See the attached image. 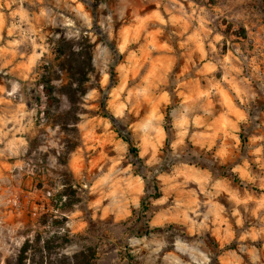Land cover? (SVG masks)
<instances>
[{
  "label": "rangeland",
  "instance_id": "374dc122",
  "mask_svg": "<svg viewBox=\"0 0 264 264\" xmlns=\"http://www.w3.org/2000/svg\"><path fill=\"white\" fill-rule=\"evenodd\" d=\"M182 2L185 9L191 13L186 0ZM193 2L198 7L207 9L208 19L212 21L209 27L214 30V35L218 33L224 37L216 44L220 53L219 59L229 51L236 53L237 48L244 52L245 56L255 55L257 39L264 45V0H193ZM158 3L161 5L159 10L166 20L169 17L164 13V8L174 10L178 7L171 4L170 0H103L100 4L93 0H31V3L23 5L29 12L32 23L39 30V36L44 38L43 42L48 51L37 61L27 80L22 78L24 69L21 65L26 64V58L36 51L30 40L10 50L18 54L15 58L10 52L0 54V88L6 89L7 92H13L15 89L12 96L0 92V99L11 100V104H0V260L3 264L17 263L19 250L26 237L32 238L35 232L40 231L47 239L54 234L45 233L46 230L55 232L61 230L60 228L44 230L39 219L49 209L52 211V206L56 205V195L63 189L64 184L72 187L77 202L72 211L66 213L68 218L66 230H61L56 235L63 236L68 233L71 244L60 250L57 248L60 242L54 243L53 254L49 256L52 262L57 259L56 253L70 256L91 247L96 252L93 264H264V235L256 240L251 237L240 239L253 228L259 231L262 226L260 221L244 213L241 207L244 225L240 227L236 223L237 218L231 215L233 204L227 194L221 193L217 196L215 189L212 188V183L216 180L225 179L233 188H238L241 195L245 189L257 196L264 194V189L241 182L239 176L232 172L233 167L242 165L243 160L248 159L253 174L264 176V171L254 163L255 157L250 154L254 147L264 143L256 145L250 143L251 137L264 136V79L256 76L251 78L248 86L249 101L246 106H242L248 119L246 123L240 125L241 131L238 133L240 146L238 149H230V157L223 164L214 160L212 153L201 150L190 139H186L185 146H181L180 149L174 151L171 147L177 139L175 135L177 130L173 123L182 117L187 107L182 103V98L175 93L176 77L184 81L189 79L194 81L198 78L202 85H206V81L197 75L199 57L194 56L189 60L181 55L177 44L181 38L172 35L178 29H172L171 25L165 29L163 36L158 37L161 42L167 40L176 49L175 55L178 57L167 89L172 95V103L162 108L168 139L157 158L158 163L149 165L147 160L150 157L141 158V149L137 147L139 142L137 135L129 127V123L142 117L147 109L141 110L139 116L130 118V122L115 117L109 110L108 93L118 86L117 68L125 62L126 56L120 55L118 50L121 27L131 23L135 15L144 16L156 11ZM79 4H82L84 11L90 14L91 23L79 10ZM218 7L225 10L226 16H231L235 12L238 14L233 15L231 20L225 16L216 19L214 10ZM41 9L47 12L46 16H39ZM245 23L248 24V28L244 27ZM155 27L158 25H150V29ZM242 27L247 32V39L237 36ZM83 35H88L94 45L95 72L87 84L84 112L79 123L75 129L70 127L64 130L57 123L64 122L65 117H59L58 122L36 117V108L32 104L30 92L36 88L41 68L54 63L53 49L57 40L61 38L78 40ZM3 36L0 48H8L10 43L20 39L19 36L9 37L6 31ZM40 42L38 38L37 43ZM131 47L135 50L137 46ZM209 59L215 63L217 58L213 54ZM260 60H264V57ZM5 64L8 66L5 67ZM185 68L187 71H184ZM260 68V75H264V63ZM105 74L110 76L107 91L101 85ZM222 74V70L217 72L216 79H221ZM248 75L246 70L245 76ZM62 81H65L64 75ZM94 91L99 92V98L90 99ZM182 91L187 93L189 89L185 88ZM66 106L63 100L62 107ZM196 108L197 112L189 113V117L200 114L199 105ZM102 120L110 121L112 127L106 128L101 123ZM193 131L197 130L191 129L190 137ZM86 137L89 138L86 140ZM122 137L128 139L138 150V157L130 151L129 144ZM118 141L123 143L118 144ZM228 143L231 145L233 142ZM72 145L75 147L70 151ZM124 145H127V148L121 151ZM113 161H119L116 170L112 172L107 183L101 185L94 195L91 194L92 186L108 176ZM100 165L103 167L102 171ZM183 165L195 168L201 174L198 178H202L205 172L212 174V181L203 186L204 191H201V185L195 180H186L184 176L171 182L161 179L173 177L177 169L183 170ZM129 166L131 172H125ZM137 177L142 181V184L138 185L142 209L139 213L133 211L131 217L121 213L120 217L114 218L113 212L110 211L108 214L96 213V219H92L93 212L88 207L90 202L112 192V185L117 180L130 179L135 184ZM172 184H179L182 187L172 188ZM155 187H158L160 193L157 199L151 198L156 193ZM192 192L196 194L195 197L189 195ZM166 196V204L153 206L155 201L163 200ZM194 198L199 200L197 207L199 215L189 211L187 207L175 209L178 199L187 205ZM103 203L105 207L112 205L119 212V208L124 205V198L117 192ZM216 204L226 209L220 216L228 219L229 224L216 222L217 209L214 207ZM167 209H173V215L187 211L188 217L196 225L206 222L207 227H197L193 234L192 224L187 223L183 216L176 221L166 222L164 227L150 222L155 219L156 213H164ZM54 214L64 216L60 212ZM35 259L39 261L40 254H37Z\"/></svg>",
  "mask_w": 264,
  "mask_h": 264
},
{
  "label": "clouds",
  "instance_id": "9594fccd",
  "mask_svg": "<svg viewBox=\"0 0 264 264\" xmlns=\"http://www.w3.org/2000/svg\"><path fill=\"white\" fill-rule=\"evenodd\" d=\"M186 2L191 8V13L185 9L182 0H170L171 4L178 5V7L174 10L168 7L164 8V13L169 17L166 20L164 14L159 10L161 5L158 3L156 11L144 16L135 15L131 23L121 27L119 34L118 50L120 55L125 56L126 54V56L125 62L117 68L119 73L118 86L108 93L110 97L108 107L115 117L127 122H130V118L133 116H139L141 110L147 109L142 117L130 122L129 127L137 135L139 141L137 147L141 149V158L150 157L147 160L149 165L159 162L157 158L164 147V142L168 139L164 127L165 113L162 108L172 103V95L167 89L178 57L175 55L176 49L167 40L159 41L158 37L164 35L165 29L169 25L172 26V29H178L172 35L181 38L177 41L181 55L189 60L194 56L199 57L200 64L196 68L197 75L206 81V85H202L201 80L198 78L194 81L191 79L184 81L176 77L175 93L182 98V103L187 107L182 117L173 123V127L177 130L175 133L177 139L171 144L174 151L180 149L181 146H185V140L190 139L201 150L212 153L214 160L219 161L221 164L226 163L231 154L230 149L239 148L240 138L238 133L241 131L240 125L246 123L248 119L242 106H246L249 101L248 86L251 78L256 76L264 79V75H260V65L264 63V60H260L261 57H264V45L260 44L259 39H257V53L255 55L248 54V56H245L244 52L237 48L236 53L229 51L222 59H219L220 53L216 44L224 37L218 33L214 35V30L209 27L212 21L208 19L209 14L206 8L198 7L193 0H186ZM25 3H31V0H0V40H3L5 31L9 37H20V39L10 43L8 48H0V54H9L11 49H15L24 41L30 40L36 51L33 52L32 56L26 58V64L21 65L24 69L22 78L27 80L30 78L32 69L36 67L37 61L41 60L48 49L44 45V38L39 36V30L29 18V12L23 7ZM78 7L91 23L90 14L84 11V6L79 4ZM227 10L231 11V9ZM174 12L179 14H174ZM214 12L216 13V19L225 16V18L231 20L233 15L238 14L235 12L231 16H226L225 10L219 7ZM46 15L47 12L41 9L39 16L44 17ZM152 24H156L158 27L150 29ZM244 27L248 28V24L245 23ZM257 36H259L258 33ZM38 38L41 41L40 43H37ZM132 45L137 46L135 50L132 49ZM10 54L14 58L18 55L15 51H11ZM213 54L217 58L215 63L209 59V56ZM249 56H251V59H249ZM8 63L10 64L11 61H8ZM4 66L7 67L8 64ZM221 70L223 71L222 77L217 80L215 74ZM246 70L249 73L248 76H245ZM184 71H187V69L185 68ZM109 81L110 76L105 74L101 82L105 91H107ZM189 85H194V87L190 88ZM185 88L189 89L187 93L182 91ZM14 91L7 92L6 89L0 88V92H4L8 96L14 95ZM99 95L98 91H94L90 99H97ZM0 104H11V100L0 99ZM197 105H199L200 114L189 117V113L197 112ZM101 123L106 128L110 129L112 127L111 122L108 120H102ZM191 129L197 131H193L190 137L189 132ZM199 129H203V131H199ZM228 141L233 143L229 145ZM260 142H264V136L250 138L252 145ZM122 143V141H118V144ZM126 148L127 145H124L120 150L123 151ZM250 154L255 157L254 163L264 171V143L254 147ZM118 164L119 161L112 162V168L108 176L92 186L91 194L94 195L101 185L108 182ZM182 168L183 170L177 169L176 175L173 177H161V179L165 182H171L184 176L186 180H195L196 183L200 184L201 191H204L203 186L205 184L212 181L210 172H205L202 178H198L201 174L195 168H189L187 165H183ZM100 169L103 170L101 165ZM124 171L131 172V166ZM232 172L239 176L241 182L264 189V176L253 174L248 159H244L242 165L233 167ZM257 181H259L258 184ZM140 184H142V181L139 177L136 178L135 184L130 179L117 180L112 185V192L89 203L88 207L93 212L92 219H96V213L108 214L110 211L113 212L114 218L120 217L121 213L128 217L132 216L133 211L139 213L142 210L140 189L138 187ZM180 187L182 186L179 184H172V188ZM212 188L215 189V195L217 196L221 193L227 194L233 204L231 215L237 218L236 223L240 227L244 225L241 207H243L244 213L260 221L262 226L259 231L253 228L251 232L241 236V240L249 237L256 240L264 235V194L257 196L245 189L243 195H241L240 190L233 188L230 182L225 179L216 180L215 183H212ZM117 192L124 198V205L119 208V212L112 205L105 207L103 203L105 199L115 196ZM189 195L195 197L196 194L192 192ZM166 203L167 196L163 200L155 201L153 206ZM198 205L199 200L195 198L187 205L182 204L178 199L175 209L187 207L189 211L199 215L197 212ZM214 207L217 209L216 222L229 224L228 219L220 216V213L226 212V209L220 204H216ZM79 214L75 213V215ZM181 216L187 223L192 224L193 234H195L197 227H207L206 222L202 225H196L188 217L187 211L177 212L173 215V209H167L164 213H156L155 219L150 222L158 223L161 227H164L166 222L176 221ZM0 264H3L2 260H0Z\"/></svg>",
  "mask_w": 264,
  "mask_h": 264
},
{
  "label": "trees",
  "instance_id": "16d2710c",
  "mask_svg": "<svg viewBox=\"0 0 264 264\" xmlns=\"http://www.w3.org/2000/svg\"><path fill=\"white\" fill-rule=\"evenodd\" d=\"M100 4L103 0H93ZM226 35V33H224ZM239 38L247 39L246 30L242 27L237 35ZM94 45L88 35H83L78 40L61 38L55 43L54 63L46 64L41 68L39 79L36 81V88L30 92L32 104L36 108V117H45L48 120L58 122L59 117H65L64 122L57 123L64 130L76 128L80 117L84 112V98L87 94V84L91 75L95 72L93 65ZM62 75L65 81H62ZM60 82L59 84H57ZM64 102L66 108L62 107ZM122 139L129 144L130 151L137 155L138 150L133 147L130 141L124 137ZM75 146H71L70 151ZM155 195L151 198L160 197L158 187H155ZM56 205L49 209L40 217V225L47 228H60L66 230L68 218L66 213L72 211L76 204L75 192L72 187L64 184L63 189L56 195ZM143 208L146 207L143 205ZM54 212H60L63 217H59ZM60 231L46 230L45 233L54 234L47 239L42 232H35V235L26 237L17 257L16 264H93L96 259V252L89 247L78 251L70 256L56 253L54 262L49 260L53 254V244L60 242L58 249L63 250L71 244L69 234L63 236L56 235ZM40 254V260L36 261L35 256Z\"/></svg>",
  "mask_w": 264,
  "mask_h": 264
}]
</instances>
